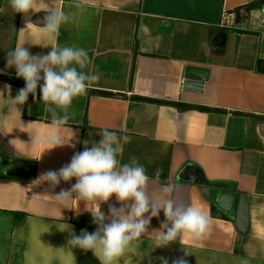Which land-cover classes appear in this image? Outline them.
<instances>
[{
	"label": "crops",
	"instance_id": "crops-1",
	"mask_svg": "<svg viewBox=\"0 0 264 264\" xmlns=\"http://www.w3.org/2000/svg\"><path fill=\"white\" fill-rule=\"evenodd\" d=\"M38 3L63 8L69 22L56 37L41 28L46 11L25 17L0 0V73L16 74L6 68V56L18 45L33 55L47 54L56 44L77 46L88 52L90 67L100 76L91 88L114 95L75 98L70 109L75 116L60 132L65 145L55 148L37 143L52 132L39 88L36 100L30 95L20 110L0 98V264H100L91 251L68 246L69 230L76 235L96 230L85 202L60 204L43 196L68 189L75 180L55 189L36 180L70 163L84 141L90 147L99 140L103 128L131 137L121 162L135 157L145 167L150 195L158 197L165 184L174 186L169 196L178 205L199 207L212 218V235L203 241L185 235L155 248L154 233L146 234L118 264H162L176 251L189 253L192 264H264V0ZM223 12L233 17L229 26L222 24ZM26 19L34 25L20 31ZM219 32L224 38L217 45L212 37ZM187 67L205 74L200 90L183 87ZM5 85L13 98L24 87L0 79L5 99ZM18 159L32 162L31 176L24 175ZM189 167L205 184L181 178ZM102 211L107 213L108 204ZM163 219L161 212L149 231Z\"/></svg>",
	"mask_w": 264,
	"mask_h": 264
},
{
	"label": "clouds",
	"instance_id": "clouds-1",
	"mask_svg": "<svg viewBox=\"0 0 264 264\" xmlns=\"http://www.w3.org/2000/svg\"><path fill=\"white\" fill-rule=\"evenodd\" d=\"M8 3L15 13H22L25 17L30 11H46L48 14L41 28L56 37L60 35L61 26L70 20V15L63 8L47 4L40 8L38 0H8ZM74 6L80 7L78 2ZM29 25L34 24L26 19V27L20 31H25ZM91 64L88 52L81 47L56 44L47 54L33 55L24 45H18L7 51L6 68H14L16 77L22 78L25 86L13 98L10 86L5 85L8 98L5 99L3 91H0V98L5 103L10 99L12 107L20 110L30 95L36 100L39 88V99L44 105V113L50 115L52 132L40 137L37 143H47L52 148L63 146L65 143L60 132L75 116L70 111L73 100L86 95L100 79L99 74L91 69ZM97 135L99 140L91 143L90 147L89 141H84L83 151L74 153L70 163L58 170H48L36 180L46 182L53 189L62 181L68 183L75 180L68 189L62 188L54 195H43L54 197L60 204L66 201L85 202V211L91 214L92 223L97 226L94 232L85 229L79 235L69 230L68 246L91 251L100 264H118L127 249L146 234L154 233L155 248L166 247L185 235L196 242L212 235L209 214L193 205H178L169 196L174 190L171 185L162 186L158 197L150 195V177L145 167L135 157L128 163L121 162L124 144L131 141L130 136L118 135L117 131L108 128L101 129ZM13 141L9 143L12 145ZM161 175L162 169L157 168L155 179L160 180ZM113 197L115 203H109ZM104 204H108L107 213L102 211ZM161 212L164 219L160 221V227L149 231L152 219H158ZM184 254L173 264H188L185 257L189 253ZM162 264H168V261L164 259ZM241 264H248V261L243 260Z\"/></svg>",
	"mask_w": 264,
	"mask_h": 264
},
{
	"label": "water",
	"instance_id": "water-1",
	"mask_svg": "<svg viewBox=\"0 0 264 264\" xmlns=\"http://www.w3.org/2000/svg\"><path fill=\"white\" fill-rule=\"evenodd\" d=\"M262 14L264 16V8L262 9ZM224 38V34L222 32H219L212 37V42L214 44H221ZM199 72V71H198ZM206 79L205 74L202 75L201 73H196V70L191 67H187L184 71L183 76V87L190 90H200L202 82ZM17 162L19 163V167L23 168V173L26 176H31L33 174V164L29 160L24 159H18ZM181 178H183L186 181H192L199 185L205 184L201 176L198 174V172L194 168H186L182 171L180 174ZM185 254L184 252L176 251L174 253H171L168 258V264H173L175 260H177L180 257H183ZM188 260V264H192L190 258L187 256L185 257Z\"/></svg>",
	"mask_w": 264,
	"mask_h": 264
},
{
	"label": "trees",
	"instance_id": "trees-1",
	"mask_svg": "<svg viewBox=\"0 0 264 264\" xmlns=\"http://www.w3.org/2000/svg\"><path fill=\"white\" fill-rule=\"evenodd\" d=\"M250 5H253V4H249V6ZM134 43H136V37L135 36H134ZM0 79L6 81L8 83H11V84L25 86L24 80L22 78H17L16 74L13 73V72H10L9 74H1L0 73ZM86 94L87 95H89V94H99V95H109V96L114 95L113 93L108 92V91L99 90V89H92V88H90L87 91ZM135 98H138V97H135ZM144 99L148 100L147 98H144ZM155 101H158V100H155ZM180 105L182 107H189L190 106L188 104H180ZM195 107L198 108V109H202V110L209 109L208 107H205V106H195Z\"/></svg>",
	"mask_w": 264,
	"mask_h": 264
},
{
	"label": "built area",
	"instance_id": "built-area-1",
	"mask_svg": "<svg viewBox=\"0 0 264 264\" xmlns=\"http://www.w3.org/2000/svg\"><path fill=\"white\" fill-rule=\"evenodd\" d=\"M263 7H264V5H263ZM222 16H223V18H222V24L225 26H229L232 22H233V17H232V15L231 14H228V13H226V12H223L222 13Z\"/></svg>",
	"mask_w": 264,
	"mask_h": 264
},
{
	"label": "rangeland",
	"instance_id": "rangeland-1",
	"mask_svg": "<svg viewBox=\"0 0 264 264\" xmlns=\"http://www.w3.org/2000/svg\"><path fill=\"white\" fill-rule=\"evenodd\" d=\"M260 14L257 15V17L259 16Z\"/></svg>",
	"mask_w": 264,
	"mask_h": 264
}]
</instances>
